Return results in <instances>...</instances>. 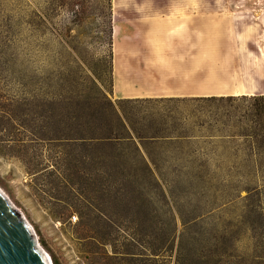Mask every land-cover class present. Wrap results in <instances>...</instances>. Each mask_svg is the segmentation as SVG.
Instances as JSON below:
<instances>
[{
  "label": "rangeland",
  "instance_id": "rangeland-1",
  "mask_svg": "<svg viewBox=\"0 0 264 264\" xmlns=\"http://www.w3.org/2000/svg\"><path fill=\"white\" fill-rule=\"evenodd\" d=\"M99 89L157 137L82 143L105 124ZM259 93L264 0H0V189L51 264H146L152 237L182 236L188 264H264V163L194 99ZM131 238L139 255L107 257Z\"/></svg>",
  "mask_w": 264,
  "mask_h": 264
},
{
  "label": "trees",
  "instance_id": "trees-1",
  "mask_svg": "<svg viewBox=\"0 0 264 264\" xmlns=\"http://www.w3.org/2000/svg\"><path fill=\"white\" fill-rule=\"evenodd\" d=\"M98 91L102 98L107 101L108 105H95L93 113L98 119L105 121V124L98 125L99 127L93 126L96 133L95 137H84L82 143L94 147L115 146L124 148L123 146L130 145L138 152L139 146L137 141L141 145H144L143 141L145 139L157 137V135H140L135 132L131 118H129L121 106L131 101L130 99H117L113 103L106 97L103 91L100 89ZM194 99L210 103L211 105L217 104V109H224L226 112L225 117L230 122L231 127L238 129L233 135H238L246 139L250 143L253 156H256V160L264 163V156L260 155V152L264 151V94H210L195 96ZM66 155L65 153H61L58 156L51 155L47 161L53 166V170H50V173L55 175V180L61 179L63 182L68 183L66 166L71 165L73 160L72 158L66 157ZM139 157L145 164V167L149 169L148 163L143 155L139 154ZM19 161L23 160L19 159ZM106 161L105 166L112 168L110 159ZM69 207L75 209L74 211L79 217H82L83 208L81 202H76L73 206L69 205ZM158 239L157 237H152L148 242V249L146 248L148 250L146 258L148 259L147 262L145 261L146 264H188L183 253V236L179 238L175 249L174 241L166 245L165 241ZM139 246V242L131 238L124 246L128 252H122L121 250L123 248H119L118 245L114 244V256L107 257L110 259L114 257V263L129 260L128 257L135 258L134 256L139 254L133 251H136L135 249H138Z\"/></svg>",
  "mask_w": 264,
  "mask_h": 264
},
{
  "label": "water",
  "instance_id": "water-1",
  "mask_svg": "<svg viewBox=\"0 0 264 264\" xmlns=\"http://www.w3.org/2000/svg\"><path fill=\"white\" fill-rule=\"evenodd\" d=\"M0 264H51L32 227L1 189Z\"/></svg>",
  "mask_w": 264,
  "mask_h": 264
},
{
  "label": "built area",
  "instance_id": "built-area-1",
  "mask_svg": "<svg viewBox=\"0 0 264 264\" xmlns=\"http://www.w3.org/2000/svg\"><path fill=\"white\" fill-rule=\"evenodd\" d=\"M71 219H73L74 221L76 220V216H72V218Z\"/></svg>",
  "mask_w": 264,
  "mask_h": 264
}]
</instances>
